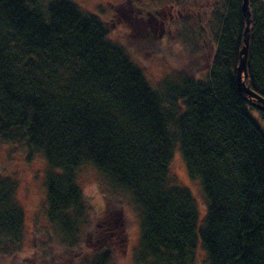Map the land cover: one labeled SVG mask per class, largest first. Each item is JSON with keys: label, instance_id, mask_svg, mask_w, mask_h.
<instances>
[{"label": "trees", "instance_id": "obj_1", "mask_svg": "<svg viewBox=\"0 0 264 264\" xmlns=\"http://www.w3.org/2000/svg\"><path fill=\"white\" fill-rule=\"evenodd\" d=\"M219 1L212 39L202 22L197 33L186 20L181 29L190 55L206 56L212 41L204 75L176 70L154 87L73 0H0V140L42 152L52 239L70 249L81 241L92 206L78 170L90 165L106 218L121 220L125 192L138 208L135 264H194L198 236L206 264H264V125L252 116L264 111L238 83L243 0ZM249 8L245 83L264 98V0ZM176 147L205 199L198 235L190 191L169 182ZM15 190L0 177V258L22 243ZM110 245L82 264H114Z\"/></svg>", "mask_w": 264, "mask_h": 264}, {"label": "rangeland", "instance_id": "obj_2", "mask_svg": "<svg viewBox=\"0 0 264 264\" xmlns=\"http://www.w3.org/2000/svg\"><path fill=\"white\" fill-rule=\"evenodd\" d=\"M73 1L108 25L109 39L125 48L154 87H158L164 77L176 70L195 69V72L198 71L197 77L204 75L205 63L212 57L213 43L206 40V56L190 55L181 29L186 20L193 32L197 33L202 22L208 37L212 39L210 24L216 21L214 10L219 0ZM252 116L264 125V116L258 111L254 110ZM46 167L42 152H34L24 143L0 140V177L8 178L15 184L13 198L24 211L20 252L15 256L0 258V264H82L109 244L115 253L114 264H135L140 242V220L131 194H121V220L117 221L116 211V214L106 218L100 174L90 165L79 168L78 183L92 211L81 241L70 249L50 235L52 226L47 217L44 187ZM169 182L190 191L198 211V235L205 216V199L200 183L190 178L179 147L175 148L170 162ZM197 239L194 264H206V254L199 236Z\"/></svg>", "mask_w": 264, "mask_h": 264}, {"label": "water", "instance_id": "obj_3", "mask_svg": "<svg viewBox=\"0 0 264 264\" xmlns=\"http://www.w3.org/2000/svg\"><path fill=\"white\" fill-rule=\"evenodd\" d=\"M243 12L246 18V28L244 32V46L241 51V59L237 69L238 83L242 93L255 100V104L264 111V98L259 96L249 86L246 85L245 79L247 78V55L250 40V25H251V12L249 8V0H243Z\"/></svg>", "mask_w": 264, "mask_h": 264}]
</instances>
